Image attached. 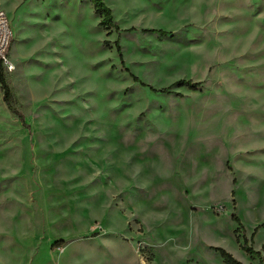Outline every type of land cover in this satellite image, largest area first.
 Returning <instances> with one entry per match:
<instances>
[{"label":"rangeland","instance_id":"1","mask_svg":"<svg viewBox=\"0 0 264 264\" xmlns=\"http://www.w3.org/2000/svg\"><path fill=\"white\" fill-rule=\"evenodd\" d=\"M103 1L0 0V264H264V0Z\"/></svg>","mask_w":264,"mask_h":264},{"label":"trees","instance_id":"2","mask_svg":"<svg viewBox=\"0 0 264 264\" xmlns=\"http://www.w3.org/2000/svg\"><path fill=\"white\" fill-rule=\"evenodd\" d=\"M90 3L93 6L95 14H97L100 17L99 25H101L107 32L109 33V30L113 27L114 30L118 29V26L116 22L113 20L112 12L109 6L106 5V3L103 0H89ZM145 31H157L160 34H167L168 31L162 30V29H144ZM116 45V51L119 54L120 59L121 57V52H120V46L118 42H115ZM122 60V59H121ZM122 62V61H121ZM134 81L140 82L141 84L145 85L140 79L135 76L131 75ZM200 82H195L190 79H179L171 84V86H186L188 88L195 89ZM149 88L152 89V87L149 86ZM0 89L2 91V99L9 109L10 113L18 120H20L24 124V116L23 114L12 104V96L10 92V88L7 84V81L3 75V66L0 62ZM164 89H160V91H164ZM27 126V125H25ZM231 219L236 223V228L234 229V232L236 233V240L239 239V231L242 228V223L240 221V218L235 214L231 213L230 215ZM221 257L222 261L224 264H244L240 260L236 259L230 252L225 250L222 247L216 246L212 247ZM241 248L248 254H255L259 258V264H262L263 258L260 255L259 250L253 249L251 246L247 244V240L244 237L243 242L241 244Z\"/></svg>","mask_w":264,"mask_h":264},{"label":"built area","instance_id":"3","mask_svg":"<svg viewBox=\"0 0 264 264\" xmlns=\"http://www.w3.org/2000/svg\"><path fill=\"white\" fill-rule=\"evenodd\" d=\"M11 39V30L5 10L0 4V62L6 71L13 69V63L9 58L8 50Z\"/></svg>","mask_w":264,"mask_h":264}]
</instances>
